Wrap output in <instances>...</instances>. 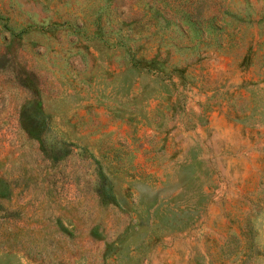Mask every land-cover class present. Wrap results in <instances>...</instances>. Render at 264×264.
Listing matches in <instances>:
<instances>
[{
    "label": "rangeland",
    "instance_id": "obj_1",
    "mask_svg": "<svg viewBox=\"0 0 264 264\" xmlns=\"http://www.w3.org/2000/svg\"><path fill=\"white\" fill-rule=\"evenodd\" d=\"M0 264H264V0H0Z\"/></svg>",
    "mask_w": 264,
    "mask_h": 264
}]
</instances>
